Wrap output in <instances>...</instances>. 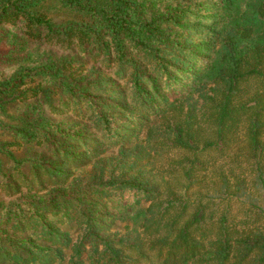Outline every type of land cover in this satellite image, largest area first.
I'll use <instances>...</instances> for the list:
<instances>
[{
	"label": "trees",
	"instance_id": "16d2710c",
	"mask_svg": "<svg viewBox=\"0 0 264 264\" xmlns=\"http://www.w3.org/2000/svg\"><path fill=\"white\" fill-rule=\"evenodd\" d=\"M0 52V155L38 187L0 264H264V0H0Z\"/></svg>",
	"mask_w": 264,
	"mask_h": 264
},
{
	"label": "rangeland",
	"instance_id": "374dc122",
	"mask_svg": "<svg viewBox=\"0 0 264 264\" xmlns=\"http://www.w3.org/2000/svg\"><path fill=\"white\" fill-rule=\"evenodd\" d=\"M42 50H47L45 47H41ZM1 55V52H0ZM84 66L82 67L83 73L86 74L91 67V62L88 59L80 60ZM13 72V67L6 66L0 63V79L4 77H8ZM58 104H56V108ZM61 107V106H59ZM66 108L60 110L61 113L57 114H47L50 118H52L55 122L64 121L70 122L73 120L71 115V106L67 105ZM158 124V122H156ZM202 136L209 137L210 132L205 126L202 128ZM142 137V134L140 135ZM11 139L8 133L0 130V142H9ZM17 158H23L26 155H35L43 152L39 148H32L28 146H20L18 148H9ZM115 150L110 149L104 152V156H111L114 154ZM215 155V154H214ZM217 157V155H215ZM181 158H184V154L179 151H170L168 154H162L161 156L154 157L153 164L149 167L150 177L153 178L154 182L160 183L161 179L164 181H171V188L175 190L179 187L181 182L180 170L174 165L169 166V162L178 161L180 162ZM172 160V161H170ZM1 169L6 177H2L0 175V204L6 205L8 202L22 198L27 194H35L38 193V187L35 185V180L33 179V174L29 171L26 165H23L19 170L18 174H15V171L12 169V164L8 162L3 156L0 155ZM91 164L87 163L86 166ZM22 175V176H21ZM162 189V185H160ZM160 189V190H161ZM232 212L236 211V207H232ZM123 223H118L114 227V230L121 231ZM61 229L68 233L70 238H74L76 235V230L71 227V225H62Z\"/></svg>",
	"mask_w": 264,
	"mask_h": 264
}]
</instances>
